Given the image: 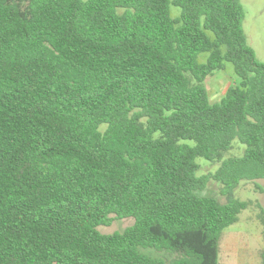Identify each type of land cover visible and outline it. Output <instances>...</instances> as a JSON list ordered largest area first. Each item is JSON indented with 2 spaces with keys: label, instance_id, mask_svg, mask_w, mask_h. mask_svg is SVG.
Instances as JSON below:
<instances>
[{
  "label": "trees",
  "instance_id": "1",
  "mask_svg": "<svg viewBox=\"0 0 264 264\" xmlns=\"http://www.w3.org/2000/svg\"><path fill=\"white\" fill-rule=\"evenodd\" d=\"M243 20L240 0H0V264H219L252 206L233 191L264 181ZM225 63L237 82L212 103ZM197 158L219 167L197 177ZM210 181L225 202L201 195Z\"/></svg>",
  "mask_w": 264,
  "mask_h": 264
},
{
  "label": "rangeland",
  "instance_id": "2",
  "mask_svg": "<svg viewBox=\"0 0 264 264\" xmlns=\"http://www.w3.org/2000/svg\"><path fill=\"white\" fill-rule=\"evenodd\" d=\"M86 1V0H83ZM244 11L243 31L247 44L253 49L256 59L264 64V0H240ZM180 10L171 6L173 17L179 14ZM237 82L233 66L225 63L223 71H217L208 77L204 83L212 103L219 102L227 88ZM192 144L191 142H188ZM233 148L223 156V159L230 157H241L244 154L245 146L235 140ZM199 165L197 177L214 173L219 163L210 162L203 158H197ZM264 189V181L246 182L243 181L233 191V197L239 201H250L252 206L241 211L238 220L227 227L221 236L219 264H261L260 254L264 251V240L262 238V226L256 215L264 211V195L258 189ZM221 184L210 181L206 189L201 193L203 196L217 198L225 202L221 195ZM133 219L126 218L113 221L109 226L98 227L97 230L104 235L122 232L132 226ZM151 256H164L161 253H149Z\"/></svg>",
  "mask_w": 264,
  "mask_h": 264
}]
</instances>
